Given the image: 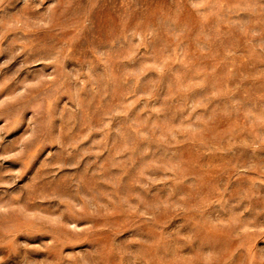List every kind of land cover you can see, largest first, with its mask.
Wrapping results in <instances>:
<instances>
[{
  "label": "rangeland",
  "instance_id": "rangeland-1",
  "mask_svg": "<svg viewBox=\"0 0 264 264\" xmlns=\"http://www.w3.org/2000/svg\"><path fill=\"white\" fill-rule=\"evenodd\" d=\"M0 264H264V0H0Z\"/></svg>",
  "mask_w": 264,
  "mask_h": 264
}]
</instances>
